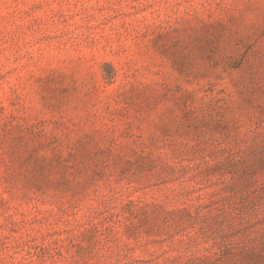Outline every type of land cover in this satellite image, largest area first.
Returning a JSON list of instances; mask_svg holds the SVG:
<instances>
[{
    "label": "rangeland",
    "instance_id": "rangeland-1",
    "mask_svg": "<svg viewBox=\"0 0 264 264\" xmlns=\"http://www.w3.org/2000/svg\"><path fill=\"white\" fill-rule=\"evenodd\" d=\"M0 264H264V0H0Z\"/></svg>",
    "mask_w": 264,
    "mask_h": 264
}]
</instances>
